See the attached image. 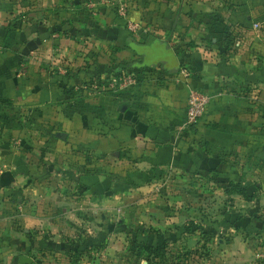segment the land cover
I'll return each instance as SVG.
<instances>
[{
  "label": "crops",
  "instance_id": "crops-1",
  "mask_svg": "<svg viewBox=\"0 0 264 264\" xmlns=\"http://www.w3.org/2000/svg\"><path fill=\"white\" fill-rule=\"evenodd\" d=\"M227 41L235 52L205 47ZM129 72L141 79L128 91H92ZM192 88L212 101L182 131ZM263 116L264 0H0V211L13 208L0 247L19 250L22 220L20 261L96 264L98 220L114 215L99 204L162 172H231L233 155L256 170Z\"/></svg>",
  "mask_w": 264,
  "mask_h": 264
},
{
  "label": "rangeland",
  "instance_id": "rangeland-1",
  "mask_svg": "<svg viewBox=\"0 0 264 264\" xmlns=\"http://www.w3.org/2000/svg\"><path fill=\"white\" fill-rule=\"evenodd\" d=\"M205 47L212 51L220 47L227 53L237 50L232 41L221 45L209 42ZM259 132L264 133V123ZM262 142L264 137L259 144ZM256 160V170L248 172L250 160L243 155H233L226 161L231 172H162L143 189L138 184L125 189L127 195L115 198L110 206L99 204L100 212L111 211L114 215L108 224L105 219L98 220L96 264H264V155ZM234 183H241L247 196L228 193ZM101 196L104 198L106 192ZM114 196H121L120 190ZM12 211H0V230H8V221L2 219ZM16 211L20 212L18 206ZM24 227L22 220L16 226L12 224L18 232L12 239L17 240L19 250L10 253L1 245L0 264H14L15 260L16 264H25L20 256H31L20 249L25 242ZM111 228L113 235H106ZM4 242L7 238H2ZM145 245H161V255L146 253ZM68 255L74 261L85 252Z\"/></svg>",
  "mask_w": 264,
  "mask_h": 264
},
{
  "label": "built area",
  "instance_id": "built-area-1",
  "mask_svg": "<svg viewBox=\"0 0 264 264\" xmlns=\"http://www.w3.org/2000/svg\"><path fill=\"white\" fill-rule=\"evenodd\" d=\"M116 10L120 18L124 20L130 33L138 34L141 31L142 27L130 18L129 8L125 3L119 4ZM254 28L258 29L259 25L255 24ZM182 74L188 77L187 69H183ZM140 79L141 77L137 73L129 72L122 76L109 78L93 85L92 91L96 93H119L128 91L137 86ZM211 101V96L204 90L199 88H192L189 90L182 131H192L200 125L211 105Z\"/></svg>",
  "mask_w": 264,
  "mask_h": 264
},
{
  "label": "trees",
  "instance_id": "trees-1",
  "mask_svg": "<svg viewBox=\"0 0 264 264\" xmlns=\"http://www.w3.org/2000/svg\"><path fill=\"white\" fill-rule=\"evenodd\" d=\"M13 31H9V34L8 36L12 33ZM133 67L131 66V69ZM3 104L5 105H10L11 104V101L10 100H3L2 101ZM228 190V189H227ZM228 193H235V194H238V195H243V196H247V191L245 190V188L242 186L241 183H234V184H231L230 185V189L228 191ZM250 200L253 198V197H248ZM144 251L148 254H153L154 256L155 255H161L162 253V247L161 245H156L155 247H152V246H146L143 248Z\"/></svg>",
  "mask_w": 264,
  "mask_h": 264
},
{
  "label": "water",
  "instance_id": "water-1",
  "mask_svg": "<svg viewBox=\"0 0 264 264\" xmlns=\"http://www.w3.org/2000/svg\"><path fill=\"white\" fill-rule=\"evenodd\" d=\"M161 57H165V58H169V56L168 55H166V54H161ZM21 262L22 263H25V264H30L31 263V260L30 259H28L27 257H24L22 260H21Z\"/></svg>",
  "mask_w": 264,
  "mask_h": 264
}]
</instances>
